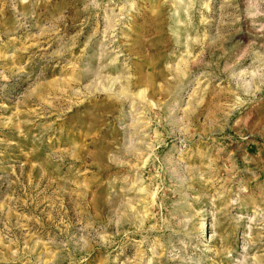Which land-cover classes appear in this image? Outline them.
<instances>
[{"label": "rangeland", "instance_id": "374dc122", "mask_svg": "<svg viewBox=\"0 0 264 264\" xmlns=\"http://www.w3.org/2000/svg\"><path fill=\"white\" fill-rule=\"evenodd\" d=\"M0 264H264V0H0Z\"/></svg>", "mask_w": 264, "mask_h": 264}]
</instances>
